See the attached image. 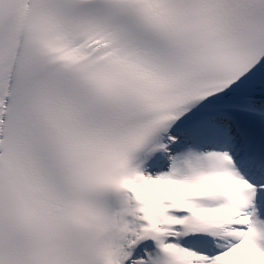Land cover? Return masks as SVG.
I'll list each match as a JSON object with an SVG mask.
<instances>
[{
	"label": "snow or ice",
	"instance_id": "1",
	"mask_svg": "<svg viewBox=\"0 0 264 264\" xmlns=\"http://www.w3.org/2000/svg\"><path fill=\"white\" fill-rule=\"evenodd\" d=\"M0 264H264V0H0Z\"/></svg>",
	"mask_w": 264,
	"mask_h": 264
}]
</instances>
